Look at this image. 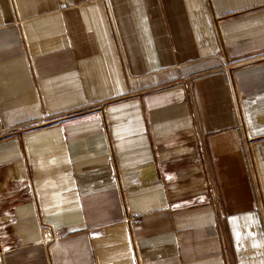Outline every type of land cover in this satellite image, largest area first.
Listing matches in <instances>:
<instances>
[{"label":"crops","instance_id":"crops-1","mask_svg":"<svg viewBox=\"0 0 264 264\" xmlns=\"http://www.w3.org/2000/svg\"><path fill=\"white\" fill-rule=\"evenodd\" d=\"M0 264H264V0H0Z\"/></svg>","mask_w":264,"mask_h":264},{"label":"built area","instance_id":"built-area-1","mask_svg":"<svg viewBox=\"0 0 264 264\" xmlns=\"http://www.w3.org/2000/svg\"><path fill=\"white\" fill-rule=\"evenodd\" d=\"M42 228H43L42 238L44 243L48 246L54 243L55 241H57L58 239H60L61 237H63L60 231H58L55 228H52L45 221H42Z\"/></svg>","mask_w":264,"mask_h":264}]
</instances>
